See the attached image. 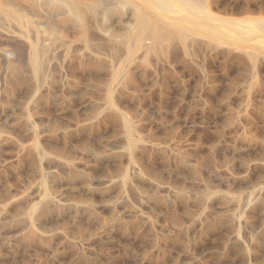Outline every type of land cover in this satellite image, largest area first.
Segmentation results:
<instances>
[{"label": "rangeland", "instance_id": "rangeland-1", "mask_svg": "<svg viewBox=\"0 0 264 264\" xmlns=\"http://www.w3.org/2000/svg\"><path fill=\"white\" fill-rule=\"evenodd\" d=\"M66 1L0 0V264H264V0Z\"/></svg>", "mask_w": 264, "mask_h": 264}, {"label": "bare ground", "instance_id": "bare-ground-1", "mask_svg": "<svg viewBox=\"0 0 264 264\" xmlns=\"http://www.w3.org/2000/svg\"><path fill=\"white\" fill-rule=\"evenodd\" d=\"M64 0H62L63 2ZM70 1H73L76 2V5H78V7L82 8L83 10H85L87 13H96V10L98 9H107V7L109 5L112 4V1L114 0H70ZM116 1V0H115ZM120 1V0H118ZM117 1V2H118ZM140 1H143V3L145 4H149L151 5V3H159L160 7L163 5V8H164V15H160L161 17L159 16H153L151 15V18H146L144 15H143V10L141 11V15L139 17V20H138V26L140 28H150L151 30V33H152V36L154 37V43H163L162 39L164 38V33H171V35L173 34H178V33H194V35L197 33V34H202V35H206V36H212L214 34H216L221 28L222 26L221 25H216L213 20L207 15V14H204L203 13H200L202 15H199V13L196 11L197 10V6L196 5V2L195 0H178L180 1L179 3L181 4V6L177 7V8H171L169 7L166 3H164L163 0H140ZM162 1V2H161ZM168 1V0H167ZM171 1V0H170ZM68 2V0L66 1ZM172 2V1H171ZM175 2V1H174ZM198 2V1H197ZM122 4V2H120ZM119 3V4H120ZM128 3V2H126ZM131 3V2H130ZM133 4H135L134 2H132ZM176 3V2H175ZM179 3H177L179 5ZM117 4V3H116ZM120 4V5H121ZM69 5V4H68ZM113 5V4H112ZM127 6H129L128 4H125ZM158 5V4H157ZM158 5V6H159ZM175 5V4H174ZM177 5V6H178ZM70 8L72 11H74V5L72 3H70ZM115 5H113L112 7H114ZM126 6V7H127ZM138 6V5H137ZM144 6V5H143ZM153 5H151L152 7ZM176 6V5H175ZM111 6H109L108 8L110 9ZM111 7V8H112ZM133 7V6H132ZM147 8V6H145ZM154 7V6H153ZM159 7V8H160ZM130 8V7H129ZM134 8V7H133ZM137 8V7H136ZM134 8V9H136ZM140 8V7H139ZM202 8V7H201ZM138 9V8H137ZM136 9V10H137ZM145 9V8H144ZM152 9V8H151ZM112 10V9H110ZM108 10V11H110ZM141 10V9H140ZM139 10V11H140ZM149 10V8L147 9ZM155 11H158L157 8L155 9ZM153 10V11H154ZM131 11V10H130ZM145 11V10H144ZM81 12V11H80ZM148 12V11H147ZM146 12V14H147ZM159 12V11H158ZM131 13V12H130ZM154 13V12H153ZM76 14V13H75ZM159 14V13H158ZM80 15V14H79ZM95 15V14H94ZM148 15V14H147ZM83 16V14H82ZM149 16V15H148ZM147 16V17H148ZM98 17H101L98 15ZM103 17V15H102ZM107 17V16H106ZM97 19V17H95ZM128 19V18H127ZM83 21V24H85V19H82ZM137 21V20H136ZM100 22V20H99ZM217 23V22H216ZM82 24V23H81ZM228 24V23H227ZM83 26V25H82ZM124 26V25H123ZM135 26V25H134ZM91 25L89 26V29ZM133 27V26H132ZM88 29V30H89ZM136 29V28H135ZM148 30V29H147ZM145 30V31H147ZM224 30V28H223ZM229 31V29H225V32L226 31ZM230 32V31H229ZM228 32V33H229ZM232 32H235L232 31ZM237 32V31H236ZM136 33V32H135ZM143 33V32H142ZM145 33V32H144ZM143 33V34H144ZM147 33V32H146ZM145 33V34H146ZM220 33V32H219ZM182 34V35H183ZM230 34H233V33H230ZM129 35V34H128ZM127 35V36H128ZM142 35V34H141ZM140 35V36H141ZM147 35V34H146ZM145 35V36H146ZM187 35V34H186ZM186 35L184 37H186ZM143 36V35H142ZM180 36V35H179ZM218 36V35H217ZM133 37V36H132ZM131 37V39H132ZM172 37V36H171ZM182 37V36H181ZM190 37V35H188V38ZM192 37V36H191ZM230 37V36H229ZM148 38V36H147ZM165 38H168L167 36ZM164 38V39H165ZM180 38V37H179ZM213 38H216V37H213ZM237 38V37H236ZM163 39V40H164ZM169 40L171 39L170 37L168 38ZM173 39H175L174 37L172 38V41ZM186 39V38H185ZM190 39V38H189ZM189 39H186V40H189ZM142 40V39H141ZM176 40V39H175ZM181 40V39H179ZM132 41V40H131ZM162 41V42H161ZM167 41V40H166ZM171 41V43H173ZM141 42V41H140ZM169 42V41H168ZM178 42H181V41H178ZM176 43V41H175ZM137 44V43H136ZM164 44V43H163ZM167 44V43H166ZM174 44V43H173ZM183 44H185L184 40H183ZM143 45V44H142ZM149 45V44H148ZM154 45V49L157 47ZM170 45V44H168ZM166 45V46H168ZM139 46V45H138ZM164 46V45H163ZM173 46V45H172ZM144 48H146V46H143ZM148 47V46H147ZM165 48V46L163 47V49ZM142 49V48H141ZM149 49V48H148ZM160 49V48H159ZM162 49V48H161ZM160 49V50H161ZM158 50V49H156ZM154 50V51H156ZM159 50V51H160ZM147 51V50H146Z\"/></svg>", "mask_w": 264, "mask_h": 264}]
</instances>
